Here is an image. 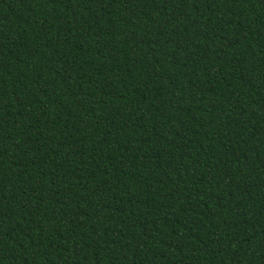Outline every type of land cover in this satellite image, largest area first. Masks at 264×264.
Wrapping results in <instances>:
<instances>
[{"label": "trees", "instance_id": "obj_1", "mask_svg": "<svg viewBox=\"0 0 264 264\" xmlns=\"http://www.w3.org/2000/svg\"><path fill=\"white\" fill-rule=\"evenodd\" d=\"M0 264H264V0H0Z\"/></svg>", "mask_w": 264, "mask_h": 264}]
</instances>
